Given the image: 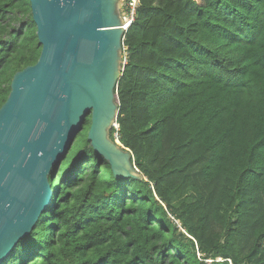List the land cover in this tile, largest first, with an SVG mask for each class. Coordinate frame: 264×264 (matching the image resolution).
I'll use <instances>...</instances> for the list:
<instances>
[{
    "label": "trees",
    "instance_id": "trees-1",
    "mask_svg": "<svg viewBox=\"0 0 264 264\" xmlns=\"http://www.w3.org/2000/svg\"><path fill=\"white\" fill-rule=\"evenodd\" d=\"M138 1L109 137L143 178L114 176L88 115L0 264H264V0ZM36 31L30 0H0V107Z\"/></svg>",
    "mask_w": 264,
    "mask_h": 264
},
{
    "label": "water",
    "instance_id": "water-1",
    "mask_svg": "<svg viewBox=\"0 0 264 264\" xmlns=\"http://www.w3.org/2000/svg\"><path fill=\"white\" fill-rule=\"evenodd\" d=\"M122 0H30L41 45L15 72L0 107V263L34 228L53 194L49 176L90 116L87 140L116 178L142 179L109 137L127 24Z\"/></svg>",
    "mask_w": 264,
    "mask_h": 264
},
{
    "label": "built area",
    "instance_id": "built-area-1",
    "mask_svg": "<svg viewBox=\"0 0 264 264\" xmlns=\"http://www.w3.org/2000/svg\"><path fill=\"white\" fill-rule=\"evenodd\" d=\"M139 4L138 0H122V7L124 8V13L121 14L123 20L127 23L125 25V29L131 24V21L134 19L136 8ZM114 127H118L117 124H115ZM115 137H117V134L115 133Z\"/></svg>",
    "mask_w": 264,
    "mask_h": 264
},
{
    "label": "rangeland",
    "instance_id": "rangeland-1",
    "mask_svg": "<svg viewBox=\"0 0 264 264\" xmlns=\"http://www.w3.org/2000/svg\"><path fill=\"white\" fill-rule=\"evenodd\" d=\"M120 13L122 14V13H124V8L122 7V4H121V7H120Z\"/></svg>",
    "mask_w": 264,
    "mask_h": 264
},
{
    "label": "clouds",
    "instance_id": "clouds-1",
    "mask_svg": "<svg viewBox=\"0 0 264 264\" xmlns=\"http://www.w3.org/2000/svg\"><path fill=\"white\" fill-rule=\"evenodd\" d=\"M128 28V27H127ZM123 54H124V52H123Z\"/></svg>",
    "mask_w": 264,
    "mask_h": 264
}]
</instances>
